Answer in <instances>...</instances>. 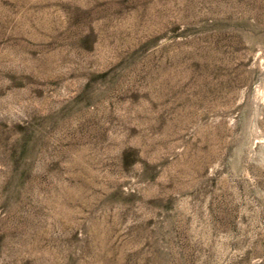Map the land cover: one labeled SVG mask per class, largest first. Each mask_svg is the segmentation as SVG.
Instances as JSON below:
<instances>
[{"label": "rangeland", "instance_id": "obj_1", "mask_svg": "<svg viewBox=\"0 0 264 264\" xmlns=\"http://www.w3.org/2000/svg\"><path fill=\"white\" fill-rule=\"evenodd\" d=\"M264 0H0V264H264Z\"/></svg>", "mask_w": 264, "mask_h": 264}, {"label": "bare ground", "instance_id": "obj_2", "mask_svg": "<svg viewBox=\"0 0 264 264\" xmlns=\"http://www.w3.org/2000/svg\"><path fill=\"white\" fill-rule=\"evenodd\" d=\"M260 92L264 95V87L259 88Z\"/></svg>", "mask_w": 264, "mask_h": 264}]
</instances>
